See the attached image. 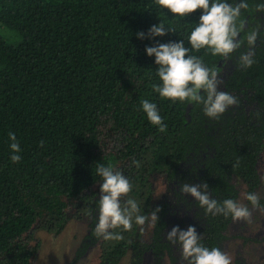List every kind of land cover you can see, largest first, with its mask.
<instances>
[{"label":"trees","instance_id":"1","mask_svg":"<svg viewBox=\"0 0 264 264\" xmlns=\"http://www.w3.org/2000/svg\"><path fill=\"white\" fill-rule=\"evenodd\" d=\"M247 2L242 18L248 28L264 26V12L255 11L264 0ZM201 15L197 10L177 18L155 0H0V30L17 34H6L17 38L12 42L0 33V264H33L41 249L37 233L60 235L71 220L86 223L87 231L69 264H78L94 248L98 264L126 259L146 264L147 257L150 264H185L179 245L167 241L174 226H194L204 246L226 252L231 217L206 215L180 187L206 182L220 202H239L242 187L243 193L259 194L264 27L256 62L248 69L238 62L246 42L227 61L203 49L190 51L217 68L223 80L219 90L239 100L212 119L201 104L162 99L152 90V83H160L158 65L145 51L157 42L180 40L191 49L188 37ZM162 21L175 31L137 37ZM143 99L157 105L166 132L148 120ZM10 132L21 148L19 163L10 160ZM103 132L114 141L109 152ZM98 164H111L128 177L133 190L124 199H135L141 214L161 208L155 227L141 231L134 223L132 231L117 229L121 241L95 236ZM235 264L247 263L238 255Z\"/></svg>","mask_w":264,"mask_h":264},{"label":"clouds","instance_id":"2","mask_svg":"<svg viewBox=\"0 0 264 264\" xmlns=\"http://www.w3.org/2000/svg\"><path fill=\"white\" fill-rule=\"evenodd\" d=\"M155 4L163 9H168L177 18H184L189 14L202 10L199 23L191 31L188 40L191 49L185 47L184 41L159 43L155 46H146L145 51L149 57H155L158 65L156 75L160 83H152L151 88L162 99L180 101L203 105L204 114L212 119H219L230 106H237L239 100L227 91L219 90L223 80L217 68H209L205 65L203 57L190 54V51L222 57L225 61L231 58L242 45L247 44V50L239 56V66L248 69L256 62L255 47L260 36V28H248L247 21L242 18V10L249 9L247 0H155ZM255 11L264 12V3L255 5ZM175 29L167 27L162 21L159 25H152L147 34L137 33L139 39H154L163 37ZM241 33H244L243 39ZM141 106L152 125L158 127L161 133L166 132L167 124L160 115L155 103L147 99L141 100ZM12 155L10 160L19 163L21 160V148L16 140L15 133H9ZM44 146V142H40ZM139 167V163L135 162ZM233 167H238L234 165ZM96 173L102 178L100 184V196L98 199V216L94 234L105 241H121L123 235L115 231L122 229L124 232L132 231L133 224L144 230V226L155 227L159 217L158 206L147 214H141L139 203L128 197L133 190L132 182L121 171L115 170L109 164H98ZM206 182L200 184H182L180 192L191 195L205 214L212 216L223 215L231 217L235 222H253V211H264L260 204L258 193H245L244 198L250 203L251 208L244 203L233 199H225L222 202L211 197ZM91 216L92 210L86 211ZM167 241L172 245H179L182 260L185 264H232V258L218 247L209 249L204 246L201 236L194 226L187 230H181L174 226L167 233Z\"/></svg>","mask_w":264,"mask_h":264},{"label":"rangeland","instance_id":"3","mask_svg":"<svg viewBox=\"0 0 264 264\" xmlns=\"http://www.w3.org/2000/svg\"><path fill=\"white\" fill-rule=\"evenodd\" d=\"M0 33L12 42L17 39L7 36L9 33L17 35L15 32L2 29ZM103 137L107 141L105 151L109 152L114 147V141L110 136L108 137L106 132H103ZM259 168L263 175V184L259 190V195L264 197V156ZM241 191L239 202L246 204L245 193H243L244 187ZM231 229L230 240L226 245V253L232 258V264H235L238 255H242L247 264H264V211H253V222L251 224H246L243 221L233 222ZM86 231L87 224L76 220H71L60 235L39 231L37 238L40 241L41 249L33 264H69L74 258ZM98 254L97 249H91L78 264H98ZM150 263L151 257H147L146 264ZM121 264H128V259Z\"/></svg>","mask_w":264,"mask_h":264}]
</instances>
